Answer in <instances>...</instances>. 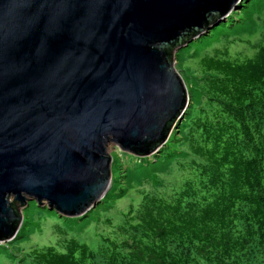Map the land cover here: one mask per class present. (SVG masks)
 Here are the masks:
<instances>
[{
    "label": "water",
    "instance_id": "1",
    "mask_svg": "<svg viewBox=\"0 0 264 264\" xmlns=\"http://www.w3.org/2000/svg\"><path fill=\"white\" fill-rule=\"evenodd\" d=\"M241 0H0V243L30 200L75 218L188 105L174 52Z\"/></svg>",
    "mask_w": 264,
    "mask_h": 264
},
{
    "label": "trees",
    "instance_id": "2",
    "mask_svg": "<svg viewBox=\"0 0 264 264\" xmlns=\"http://www.w3.org/2000/svg\"><path fill=\"white\" fill-rule=\"evenodd\" d=\"M254 19L251 51L236 50L237 36L225 35L186 67L199 98L167 142L165 155L175 156L157 173L160 186L137 188V205L95 231L97 246L66 237L62 226V242L21 251L20 264H264V11ZM128 193L112 190L109 209Z\"/></svg>",
    "mask_w": 264,
    "mask_h": 264
},
{
    "label": "rangeland",
    "instance_id": "3",
    "mask_svg": "<svg viewBox=\"0 0 264 264\" xmlns=\"http://www.w3.org/2000/svg\"><path fill=\"white\" fill-rule=\"evenodd\" d=\"M251 4L252 7H249ZM261 11H264V0H241L238 8L233 10L226 19L219 21L214 27L204 30L202 34L195 36L193 40L186 42L174 52V65L187 85L190 102H192V99L194 102H197L199 98L197 79L193 76L195 72L186 68L188 66L190 68L192 66L196 67L194 64L197 58L196 53H205L206 50L203 51L204 48L210 47L213 43L209 49L219 45L221 38L225 35L231 37L237 36V42L233 46L236 50L244 48L246 52L251 51L250 44L256 39V34L253 32L258 28L254 14ZM177 126L176 124L173 126L172 133L178 128ZM172 133L168 141H170ZM167 142L154 153L146 157H140L139 159L126 155L123 156L119 148L110 146L109 151L114 158L111 186L100 202L84 215L76 217L78 220L75 222L70 223L66 217L67 222L61 218L62 216H53L55 210L50 209L47 204L40 205L35 200L28 201L21 209L23 222L16 237L8 242L0 243V264H14L15 260L16 263L20 264L22 260L21 251L29 252V250L34 249L36 246L45 247L59 244L65 238L64 232L59 230V227L62 226L68 230L66 237L77 236L80 241L97 246L100 239L95 234V231L101 232L108 229L109 225L106 219L109 217L113 219V223L121 221L124 213L129 210L131 203L137 205L139 202L137 188L143 186L145 189L150 190L160 186L158 185L159 178L157 173L165 172L171 159L175 156L165 155V152H167L166 148L172 146L168 145ZM172 174L173 172L171 174L166 173L163 178L172 176ZM130 187L132 188V193H128L122 199L117 198L115 207L109 209L108 201L114 199L112 195H109L111 191L116 188L124 191ZM169 193L170 191H168ZM100 209L109 210L102 213L101 221L97 222L96 219L99 218L98 211ZM89 218L94 220L90 226H88Z\"/></svg>",
    "mask_w": 264,
    "mask_h": 264
}]
</instances>
